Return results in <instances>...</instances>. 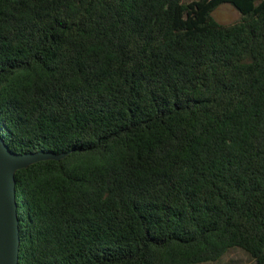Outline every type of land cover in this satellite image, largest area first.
Here are the masks:
<instances>
[{
    "label": "trees",
    "instance_id": "16d2710c",
    "mask_svg": "<svg viewBox=\"0 0 264 264\" xmlns=\"http://www.w3.org/2000/svg\"><path fill=\"white\" fill-rule=\"evenodd\" d=\"M0 134L18 264H264V0H0Z\"/></svg>",
    "mask_w": 264,
    "mask_h": 264
},
{
    "label": "water",
    "instance_id": "95a60500",
    "mask_svg": "<svg viewBox=\"0 0 264 264\" xmlns=\"http://www.w3.org/2000/svg\"><path fill=\"white\" fill-rule=\"evenodd\" d=\"M66 153L45 150L12 151L0 134V264H18L20 219L16 201V172L42 160L62 159Z\"/></svg>",
    "mask_w": 264,
    "mask_h": 264
},
{
    "label": "rangeland",
    "instance_id": "374dc122",
    "mask_svg": "<svg viewBox=\"0 0 264 264\" xmlns=\"http://www.w3.org/2000/svg\"><path fill=\"white\" fill-rule=\"evenodd\" d=\"M215 18L222 23H231L241 17L240 11L231 3H224L214 11ZM200 264H255V260L242 248L230 249L221 259Z\"/></svg>",
    "mask_w": 264,
    "mask_h": 264
}]
</instances>
